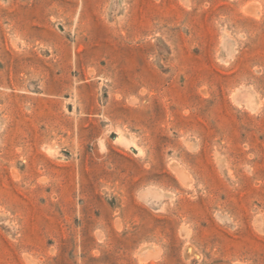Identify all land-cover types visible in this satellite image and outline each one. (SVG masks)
<instances>
[{
	"label": "rangeland",
	"instance_id": "obj_1",
	"mask_svg": "<svg viewBox=\"0 0 264 264\" xmlns=\"http://www.w3.org/2000/svg\"><path fill=\"white\" fill-rule=\"evenodd\" d=\"M0 264H264V0H0Z\"/></svg>",
	"mask_w": 264,
	"mask_h": 264
}]
</instances>
